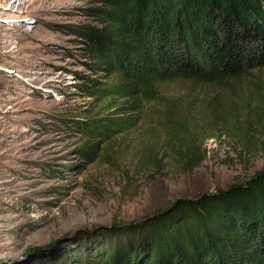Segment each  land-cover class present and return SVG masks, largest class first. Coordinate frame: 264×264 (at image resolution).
<instances>
[{
	"label": "rangeland",
	"instance_id": "rangeland-1",
	"mask_svg": "<svg viewBox=\"0 0 264 264\" xmlns=\"http://www.w3.org/2000/svg\"><path fill=\"white\" fill-rule=\"evenodd\" d=\"M100 9V0L0 3V264L71 255L100 230L264 171V70L234 92L167 84L165 102L147 105L134 128L91 141L93 157L82 158L88 140L76 123L118 104L79 89L106 81L91 71L82 35L102 29ZM182 117L188 125L176 129Z\"/></svg>",
	"mask_w": 264,
	"mask_h": 264
},
{
	"label": "trees",
	"instance_id": "trees-1",
	"mask_svg": "<svg viewBox=\"0 0 264 264\" xmlns=\"http://www.w3.org/2000/svg\"><path fill=\"white\" fill-rule=\"evenodd\" d=\"M100 31L86 30L85 97L118 103L76 123L91 141L134 128L167 84L234 92L264 70V0H100ZM168 110V109H167ZM168 118L176 116L169 109ZM185 118L173 122L184 130ZM177 131V130H176ZM71 255L39 264H264V171L216 193L178 199L140 221L115 224ZM99 233V231L97 232ZM101 239V240H99Z\"/></svg>",
	"mask_w": 264,
	"mask_h": 264
},
{
	"label": "water",
	"instance_id": "water-1",
	"mask_svg": "<svg viewBox=\"0 0 264 264\" xmlns=\"http://www.w3.org/2000/svg\"><path fill=\"white\" fill-rule=\"evenodd\" d=\"M100 229H97L95 232H79V233H77V235L75 236V237H73V238H71V239H68V241L70 242V241H72V240H74V239H76V238H78V237H81V236H89L90 234L92 235V234H95V233H97L98 231H99ZM58 243H56V245H57Z\"/></svg>",
	"mask_w": 264,
	"mask_h": 264
},
{
	"label": "bare ground",
	"instance_id": "bare-ground-1",
	"mask_svg": "<svg viewBox=\"0 0 264 264\" xmlns=\"http://www.w3.org/2000/svg\"><path fill=\"white\" fill-rule=\"evenodd\" d=\"M23 0H0V3H5V2H12L14 6H18L22 3Z\"/></svg>",
	"mask_w": 264,
	"mask_h": 264
}]
</instances>
